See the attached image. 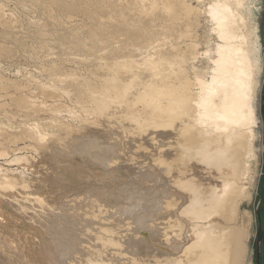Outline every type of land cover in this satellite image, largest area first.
<instances>
[{
    "label": "bare ground",
    "instance_id": "obj_1",
    "mask_svg": "<svg viewBox=\"0 0 264 264\" xmlns=\"http://www.w3.org/2000/svg\"><path fill=\"white\" fill-rule=\"evenodd\" d=\"M249 1H199L198 6L204 10L211 31V35L203 36L207 48L200 54L201 44L189 42L193 38L190 37V28L186 32L181 30L178 38L168 36V31L163 32L155 26L140 34L132 29V25H142L129 23L127 19L128 15L150 19L161 12L168 18L167 29L171 31L178 26L185 13L189 18L195 17L199 26V7L192 8L185 0H162L160 4L141 0L139 6L128 9V14L112 21L116 24L108 22V28L99 26L104 37L102 42L94 40L89 46H78L85 50L88 48L89 52H102L94 58L98 62L103 61L101 65H105L110 74L101 84L102 91L76 90L74 80L78 77L52 75L55 83L65 86L57 87V90L62 93L66 89L75 90L71 94L75 103L82 105L84 114H94L103 123L85 120V129L82 126L74 130L77 127L74 126V131L70 128L68 133L62 127L65 132L60 135L62 140L50 146V151L56 153V159H67L71 168L76 155L93 162L97 170L105 171L109 182L108 189L92 186L83 194L69 193L70 198H67L69 194L62 193L57 198L61 203L58 208H50L33 194L35 197L31 199L37 205L30 214L42 229L40 232L52 238V243H48L50 245L42 251L45 264H246L248 250L245 242L249 237V222L246 215H243V226L235 225V221L240 216L241 203L248 197L246 181L249 180L251 162L257 158L255 142L259 119L256 105L263 68L262 20L259 23L258 15L249 7ZM2 14L0 9V28L10 32L11 24L7 25L8 20L5 21ZM111 27L115 28L114 32L118 30L122 34H110ZM37 34H41V30ZM9 36L8 33H0V44ZM4 48L0 46V56H11L13 51ZM107 48L109 51H106ZM79 60L85 59L79 57ZM190 75L194 77L190 79ZM16 82L0 80V93H14L13 98L10 97L16 108L27 112L42 111L37 103L40 100L17 95L16 91L23 86ZM140 84L145 86L143 90L139 88ZM45 85L39 86L41 96L54 100L57 92ZM134 100L136 105L132 103ZM61 110L60 113L65 111ZM68 113L74 119L76 114L73 116L72 111ZM78 121L77 124H80ZM42 137L32 139L38 143L37 146L40 145L39 150H47V142L45 144ZM6 139L17 143L15 138ZM35 149L38 150L34 148L33 151ZM6 150L0 149V157L8 155ZM12 162H21L24 166L30 163L29 157H15L9 164ZM56 168V171L60 170L58 166ZM2 171L0 167L2 196L11 194L16 188L26 191L27 187L16 181L18 178L5 175ZM16 171L20 173V170ZM13 247H5V254L25 264V255L20 251L22 248L16 250L17 246Z\"/></svg>",
    "mask_w": 264,
    "mask_h": 264
},
{
    "label": "rangeland",
    "instance_id": "obj_2",
    "mask_svg": "<svg viewBox=\"0 0 264 264\" xmlns=\"http://www.w3.org/2000/svg\"><path fill=\"white\" fill-rule=\"evenodd\" d=\"M139 1H141V0H0V5H1L0 9L3 11V14H4V15L2 14L3 19L5 18L4 19L5 21L8 20V21H6L8 26L11 24L10 25V29H11L10 32H9V30L5 32V30L3 28H0V33H2V34L8 33L9 35H11V36L7 37V39H5V42H3L4 40L1 41L0 46L2 48H4L6 46L5 47L6 49H8V50L10 49L13 51V53L11 55L12 57L8 54H6V55L1 54V56H0V59H1L0 60V65H1L0 66V80L4 81V82L8 81L11 83L17 81L18 82V83L16 82L17 84L23 86V88L20 89L22 94L20 93V90H19L18 91L19 93L16 91L17 95L18 96L22 95L21 97L25 96L30 100H32V99L34 100L35 98H36L35 99L36 101L40 100V101H37V103L40 104L39 107L42 109V111L35 110V112H36L35 113L34 111L27 112V110H25V109H21L18 107L16 108V106L13 104L14 100H12L13 96L15 95L14 93H10L9 91H7V93L3 92V94H2V92L0 93V96L2 97V98H0V104L4 105V106L1 105V107H0V110L2 109L0 111V127H1L0 128V134L2 133L1 134L2 136L0 135V142H1L0 143V149L4 148L5 150L6 149L8 150V151L6 150L8 153V155H7L8 157L7 156L6 157H0V167H2L3 174L6 173L5 175L8 174V176H12L13 178H16V179L18 178L17 180L16 179L15 180L17 182L19 180V182H21V185L27 187L26 191L24 189L19 190V188H16V189H14V192L13 191L11 192V194H6L5 196H2L0 194V198H1L0 202L4 203L3 205H1V203H0V223H1V225H0V236L2 237V238H0V245H1L0 246V263L1 264H20V263L16 262V260L14 261V259H11L10 257H8L7 254H5L7 252L5 249L6 248L9 249L10 247H13L14 245H15L14 247L17 246L15 248L16 250H20L22 248L20 251H21V253H23L25 255V260H24L25 264H30V263L31 264H40V263L45 264V261H42V260H44V258L42 256V251L46 246L48 247L50 245V244L48 245V243H52V238L50 236L48 237L47 234L40 232V231H42V229H40V227H38V224H36L37 221H34L33 216H31L30 211H33V209H35L36 205H37V202L32 201L33 199H31V197H35L38 195V198L39 199L41 198L40 200L43 202V204H47L50 208H52V207L58 208L61 205V203L58 202L57 198H58V196L60 197V195H62V193H64V192H65L64 194L72 193V195H73L75 193V195H76L79 193L83 194V193H85V191L90 190L93 187L101 188V189L102 188L108 189L107 183L109 182V179L106 178L105 171L97 170V168L94 166L93 162H91V161L89 162V160H84L83 158H81V156L76 155V156H74L75 158L73 157L74 158L73 161H75V163L71 159V161H72V163H71L72 168H71L70 165H68V163H70V162L67 159H66V161H63L61 159V157H57V159H56L55 158L56 153L54 152L55 153L54 154L52 152V150L50 151V146H53L54 143L58 144L61 142L62 137H60V135L61 136L64 135L66 130L68 133V131H71L70 128L72 129V131H74V130H79L80 128H82V126L84 127L83 129H85V127L87 125L86 122L89 120H90L89 123H93V122H96L99 124L103 123V121L99 118L97 119L98 116H96L94 114H89V115L84 114V110L81 108L82 105L80 106V104L75 103L76 100L73 98L72 94H74L76 92L75 90H72V89L68 90L65 88L66 89L65 93L64 92L62 93L60 89L57 90V87L63 88L65 86H63V85L61 86L60 83H55L53 81L54 78H52V75L53 74L54 75L64 74V75H70L73 78L78 77V80H76V79L74 80V82H75L74 86H75L76 90L77 89H80V90L93 89L95 91V89H98L99 91H102L103 89L101 87V84L104 82V80L107 77H110V74L107 72L106 66L101 65V63H104V62L103 61L98 62L97 60H94V58L96 56L100 55V53H102V52H93V51L89 52V51H87L88 48H86L87 50H85L82 48H78V46H81V47H84V45L89 46L93 43L94 40H100V42H102L104 37L100 34L101 32L99 31V29H100L99 26H104V27L108 28V24H107L108 22L115 21L117 19V17L121 16L122 14H123V16L128 14V12H127L128 9L131 7L139 6ZM152 1L156 2L158 4H160L162 2V0H152ZM199 1H201V0H185V3H189L192 8H196V7H199L198 6ZM250 1H249V7L251 6L250 8L252 9V11L256 12V14L258 15L257 20L259 19V23L262 20L260 25H261V36H262L261 40H262V45H263V54H262V56H263V68H262V72H261L262 74L260 77L261 87H260L258 94H257V105H256L258 119H259V128L257 129L258 130L257 140L255 142V147L257 150V158L255 159V161L251 162L249 180L246 181V187L249 188L248 189V197L245 198L244 202L241 203V207H240V216L241 217L239 216V218L235 221L236 222L235 225L243 226L244 225L243 215L247 216V219L249 222V224H248L249 226H247L248 231H249V237L247 238V240L245 242V246L248 250L247 251L248 259L246 261V264H260V235L263 232V208L262 207H263V199H264V0H250ZM147 7L148 6L146 4L145 8H147ZM199 9H200V13H201V16L199 18V26H198V22H197L195 17L189 18L190 16L185 13L183 18L180 20L181 22L178 24V26H175L171 31H169L167 29V22L169 21L168 18L161 12L159 14L157 12L155 14V16L150 18V19H145V18L139 19L136 16H129V15H128L127 19H129V23H137L139 25H142V26L132 25V29H134V31L136 33H140V34L143 31L147 32V31L154 29L153 26H155L157 29L158 28L162 29L163 32L168 31L169 32L168 36H171L172 38H178V34L181 30L183 32H186L190 28L192 30V35H190V37H193V38L191 40H189V42L191 43V41H195V42L200 43L201 45L199 46V49H200V54H201V52L207 48V45L203 41L204 40L203 36L205 34L211 35V31H210V26H209L210 24L205 19L204 10L201 9L200 7H199ZM261 12H263V13H261ZM188 18H189V21L187 22ZM112 23L116 24L115 22H112ZM11 26H12V28H11ZM177 28H178V30H177ZM2 30L4 31V33L2 32ZM38 30H41V34H37ZM114 30H115V28L111 27L109 29V33L113 34V35L122 34L120 31L117 30L116 32H114ZM10 39H12V40H10ZM18 41H20L21 44L18 45L17 44ZM178 41H180V40L178 39ZM3 45H5V46L3 47ZM11 48H13V49H11ZM44 50H46V51H44ZM106 51H109V49L107 48ZM88 52L90 54H88ZM50 54H51V56L52 55L53 56L50 57ZM126 56H128V55H126ZM130 56L131 55H129V57ZM46 57H48V58H46ZM79 57H80V59H85V60L84 61L82 60L83 62L80 60L78 61ZM73 59L74 60L76 59V61H74ZM90 59H91V61H90ZM134 59L137 60L136 57ZM189 62L191 63L192 61L190 60ZM199 65H200V63H199ZM22 68L24 71H22ZM27 71H28V73H27ZM29 72L31 73V75ZM41 77H43V78H41ZM193 77H194L193 75H190V79H192ZM31 79H33V80H31ZM29 81H31V82H29ZM24 82H25V84H24ZM125 82H124V84H125ZM45 84H48L47 86H48L49 90H51V91L53 90V91L57 92L58 95H56L54 97V100L56 102L51 97H42L41 96V94H40L41 92H39L40 91L39 86H46ZM54 86H55V88H54ZM26 88L29 89V92L27 91L28 89H26ZM139 88L141 90H143L145 88V86L143 84H140ZM22 89H23V92H22ZM24 89H25V92H24ZM67 90H68V93L70 92L69 96H68ZM30 92H31V94H30ZM65 94L67 95V97ZM31 96L32 97L34 96V97L32 98ZM132 103H133V105L137 104L136 100H134ZM56 106L59 108V110H57L58 108ZM9 107H11V108H9ZM61 108H62V110H61ZM17 109L19 112L17 111ZM53 110H56V111H53ZM60 110H61V112L64 110L65 111L60 113ZM139 110L142 111L140 109V107H139ZM57 111H59V112H57ZM69 111L70 112L72 111V113H74L73 116L76 114L74 116V119H73L72 115H70V113H68ZM74 111H76V113ZM37 113L39 114V116L40 115L41 116L39 117ZM79 113H80L81 118L83 117L82 119H84V120H82L81 118H78V117H80ZM11 114L16 118H14ZM5 115H9V117L8 118H7V116L4 117ZM92 115L95 118H93ZM12 118H13V120H12ZM76 120L77 121L79 120L78 123H80V124H77ZM85 120H87V121H85ZM2 123H3V126H2ZM69 125H71V126H69ZM74 126H77V127H75L76 129H74ZM62 127L65 128L64 129L65 132L63 131ZM32 130H33V132H32ZM11 131H12V133H11ZM8 132H10V133H8ZM26 133H28V135H26ZM32 133H35V135H33ZM20 134L24 135L25 137H23ZM5 135H6V138L12 137V138L17 139L16 140L17 143H15V144L12 143V140L6 139ZM31 136L34 138H40L43 136L42 138H43V141L45 142V144L47 142V145H46L48 147V148H46L47 150H45V149L42 150V148H41V150H39L40 145L37 146L38 143H36L35 140H33ZM17 137H20L21 139H19ZM57 137H59V138H57ZM59 139H60V141H58ZM22 140H26V141H22ZM10 141L13 145H11ZM20 141H21V143H20ZM49 141H50L51 145L50 144L48 145ZM51 141H52V143H51ZM15 145H17L19 147L15 146ZM29 145L31 148L28 147V149H27L26 147ZM32 146H34V147H32ZM19 148H21L22 151L19 150ZM34 148H38L39 151L37 149H35L34 150L35 152H34L33 151ZM30 151L33 153H31ZM48 151H50V152H48ZM45 152H47V153H45ZM13 153H15V154L13 155ZM43 153H44V157H43ZM45 154H47V155H45ZM47 156H49V157H47ZM15 157H23V158L29 157V162H30L29 165L30 166L29 165L24 166L23 164H21V162L20 163L12 162L13 165L9 164V162L11 163L12 158H15ZM46 157L49 159H47ZM51 157L55 158V159H51ZM1 158H3V159H1ZM56 160H57V162H56ZM82 160L85 162H83ZM53 161H55L54 162L55 164H53ZM34 162H37V163H34ZM65 162H67V163H65ZM62 163H63V166H61ZM6 164H8V165L6 166ZM65 164H67V165H65ZM33 165H34V167H33ZM57 166H58V169H60L57 171L58 172L60 171L62 174L56 173L57 172L56 171ZM68 166H69V168H68ZM29 168H30V170H29ZM84 168L86 169V172H85ZM54 169L56 172L54 171ZM6 170H8V171H6ZM16 170H20V173H18L19 171H16ZM63 172L65 174H63ZM95 172L98 176L96 174H95L96 176L94 175ZM11 173H13V174H11ZM17 173H18V175H17ZM22 175L25 177H23ZM35 175H37V176H35ZM54 175H55V178H54ZM60 175H62V176H60ZM87 175L90 177H88ZM99 175L103 176V178L99 177ZM62 177H64V178L62 179ZM66 177L68 178V181H67ZM61 180H62V182L64 180L65 184L62 183ZM24 182L26 183V185L24 184ZM33 182H35V183H33ZM66 182L68 184H66ZM69 183H71L70 186H69ZM98 183H99V185H98ZM102 183H103V185H102ZM111 183H114V182H111ZM62 184H63V186H62ZM37 185H39V186H37ZM40 185H41V187H40ZM39 187H40V189H39ZM63 187H64V189H63ZM70 187L72 189H70ZM36 189H38V191H36ZM66 189L68 190V192ZM40 190H43L44 192L40 191ZM55 190H58V191H55ZM27 192L29 193V195H27L28 194ZM38 192H40V193H38ZM23 193H25V194L23 195ZM51 194H53V197ZM25 195L27 196V198ZM30 195H32V196H30ZM70 195L71 194H69V196L67 198H70L71 197ZM10 196H13V197H10ZM14 196L16 198H14ZM54 196H56V197H54ZM10 199H11V201H10ZM3 200H6V201H3ZM7 201H8V203H7ZM52 201H53V203H52ZM10 203H11V205H13V203H14V206H11ZM23 211H25V212H23ZM14 231H15V233L19 232V234H15ZM13 233L16 237H18V239L13 235ZM12 237L13 238L15 237L16 240H15V238L13 239ZM17 240H18V244H16ZM23 240H25V241H23ZM13 241H14V244H13ZM28 241H29V243H28ZM31 241L35 245L32 244ZM8 244L10 245V247ZM40 244H43V245L46 244V245L43 246ZM18 246H19V248H18ZM35 246H38V247L36 248ZM30 248H32V249L30 250ZM2 259H4V260H2ZM12 260L14 261V263ZM9 261L12 263H10ZM34 261H36V262H34Z\"/></svg>",
    "mask_w": 264,
    "mask_h": 264
},
{
    "label": "water",
    "instance_id": "obj_3",
    "mask_svg": "<svg viewBox=\"0 0 264 264\" xmlns=\"http://www.w3.org/2000/svg\"><path fill=\"white\" fill-rule=\"evenodd\" d=\"M263 232L260 235V264H264V199H263Z\"/></svg>",
    "mask_w": 264,
    "mask_h": 264
}]
</instances>
